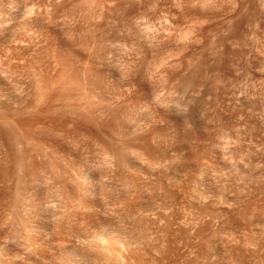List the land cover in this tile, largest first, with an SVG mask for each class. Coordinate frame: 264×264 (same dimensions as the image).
Segmentation results:
<instances>
[{"label": "rangeland", "instance_id": "1", "mask_svg": "<svg viewBox=\"0 0 264 264\" xmlns=\"http://www.w3.org/2000/svg\"><path fill=\"white\" fill-rule=\"evenodd\" d=\"M0 253L264 264V0H0Z\"/></svg>", "mask_w": 264, "mask_h": 264}, {"label": "bare ground", "instance_id": "2", "mask_svg": "<svg viewBox=\"0 0 264 264\" xmlns=\"http://www.w3.org/2000/svg\"><path fill=\"white\" fill-rule=\"evenodd\" d=\"M4 169H5V168H4ZM6 170H7V169H6ZM6 170H5V171H6ZM7 173H8V172H7ZM1 174H2V173H1ZM4 174H6V173H4ZM2 176H3V175H2ZM26 192H27V191H26ZM29 192H30V191H29ZM23 193H24V192H23ZM17 195H18V193H17ZM29 195H30V194H29ZM32 197H33V196H32ZM17 198H18V197H17ZM19 198H20V197H19ZM28 198H29V197H28ZM14 199H15V198H14ZM14 199H12V200H14ZM36 199H37V198H36ZM21 200H22V199H21ZM25 200H26V199H24V201H25ZM29 200H30V199H29ZM14 201H17V200L15 199ZM24 201H23V202H24ZM27 201H28V200H27ZM17 202H19V201H17ZM25 202H26V201H25ZM29 202H30V201H28V203H29ZM35 203H36V202H35ZM14 204H15V203H14ZM16 204H17V203H16ZM20 204H21V203H20ZM20 204H19V205H20ZM19 205H18V206H19ZM28 205H29V204H28ZM35 205H36V204H35ZM19 207L21 208V206H19ZM26 207H27V206H26ZM26 207H25V208H26ZM28 208H30V207H28ZM28 208H27V209H28ZM17 209H19V208L17 207ZM23 210H24V209H23ZM25 210H26V209H25ZM25 210H24V211H25ZM28 210H29V209H28ZM18 211H19V210H18ZM24 211H23V213H25L27 210H26L25 212H24ZM30 211H31V210H30ZM16 212H17V211H16ZM21 212H22V211H21ZM21 212H20V214H22ZM30 213H31V212H30ZM30 213H29V214H30ZM26 214H27V213H26ZM27 215H28V214H27ZM31 215H33V214H31ZM31 215H30V216H31ZM15 216H16V214H15ZM17 216H22V215H17ZM17 216H16V217H17ZM24 216H26V215L24 214ZM30 216H29V217H30ZM34 218H35V217H34ZM13 219H14V218H13ZM19 219H20V218H19ZM22 219H23V218H22ZM25 219H26V218H25ZM31 219H32V217H31ZM31 219H29V220L32 221ZM16 220H17V219H16ZM20 220H21V219H20ZM21 221H22V220H21ZM25 221H26V220H25ZM30 221H28V222L26 221V223L23 224V226L25 225V228H24V229L21 228V232H22L23 230H25V232L23 231L24 233H26V234L23 233L24 236L26 235V238H25V239H29V240L31 239V241H30L31 243L29 242L28 244H32V245H33L32 241H34L35 239L32 240V239H33L32 237H33L34 235H33L31 238H28V237H27V232H29V230L31 231V229H30V225H28V224H31V226L33 225V223H30ZM13 222H14V221H13ZM13 222H12V223H13ZM23 222H24V221H22V223H23ZM33 222H34V221H33ZM22 223L20 224L21 226H22ZM13 224H14V223H13ZM16 224H17V223H16ZM18 225H19V224H18ZM18 225H17V226H18ZM13 226H14V225H12V227H13ZM21 226H19V228H20ZM28 227H29V228H28ZM13 228H14V227H13ZM13 228H12V230H13ZM19 228H18V229H19ZM31 228H34V229H35V227H31ZM27 229H29V230H27ZM34 229H33V230H34ZM12 230H11V231H12ZM33 230H32V231H33ZM35 230H37V229H35ZM39 230H40V229H39ZM2 231H3V230H2ZM15 231H16V229H15ZM37 231H38V230H37ZM7 232H8V231H7ZM18 232H19V231H18ZM18 232H16V233H18ZM2 233H3V232H2ZM29 233H30V232H29ZM33 233H34V232H33ZM12 234H14V233H12ZM31 234H32V233H31ZM31 234H30V235H31ZM10 235H11V234H10ZM14 235H15V234H14ZM35 235H36V234H35ZM24 236H22V238H24ZM3 237H4V236H3ZM15 237H16V235H15ZM17 237H18V236H17ZM101 237H102V238L99 237L100 239H98V242L100 243V246L102 245V247L108 248L109 245L111 244L110 247H109V248H111L112 243H113V242H112V239L110 238V239H111V243L108 244L109 242H108L107 238H104L105 236H101ZM8 238H9V237H8ZM20 238H21V236H20ZM20 238H19V240H20ZM97 238H98V237H97ZM108 238H109V237H108ZM5 239H7V237H6ZM5 239H4V240H5ZM10 239H11V238H10ZM25 239H24V241H23L24 243H26V242H25ZM37 239H39V238H37ZM41 239H42V238H41ZM105 239H106V240H105ZM116 239H117V238H116ZM29 240H27V241H29ZM118 240H119V239H118ZM36 241H37V240H36ZM36 241H34V242L36 243ZM41 241H43V239H42ZM106 241H107L108 243H107ZM114 241H115V238H114ZM3 242H4V241H3ZM6 242H7V241H6ZM8 242H9V241H8ZM10 242H12V241L10 240ZM21 242H22V241H21ZM54 242H55V241H54ZM54 242H53V243H54ZM96 242H97V241H96ZM118 242H119V241H117V243H118ZM12 243H13V242H12ZM39 243H40V242H39ZM99 243H98V244L95 243V244H97V245L99 246ZM6 244H7V243H6ZM20 244H21V243H20ZM22 244H23V243H22ZM22 244H21V245H22ZM26 244H27V243H26ZM26 244H25V245H26ZM54 244L56 245V243H54ZM115 244H116V243H115ZM115 244H113V245L115 246ZM17 245H18V242H17ZM21 245H20V246H21ZM40 245H42V244H40ZM97 245H96V246H97ZM118 245H120V243H119ZM23 246H24V245H23ZM29 246H30V245H28V247H29ZM34 246H35L36 248L39 247V246H36V245H34ZM98 246H97V248H98ZM116 246H117V244H116ZM7 247H8V246H7ZM32 247H33V246H32ZM32 247H31V248H32ZM35 247H34V248H35ZM119 247H120V246H119ZM119 247H118V248H119ZM31 248H29V249H31ZM39 248H40V247H39ZM109 248H108V249H109ZM115 248L117 249V247H115ZM8 249H9V248H8ZM25 249H26V248H25ZM27 249H28V248H27ZM121 249H122V248H121ZM1 250H2V249H1ZM31 250H32V249H31ZM35 250H36V249H35ZM59 250H60V249H59ZM2 251H3V250H2ZM23 251H24V250H23ZM36 251H37V250H36ZM38 251H39V250H38ZM120 251H121V250H120ZM16 252H17V251H16ZM24 252H26V251H24ZM30 252H31V251H30ZM41 252H42V251H41ZM116 252L119 253V251H117V250H116ZM1 253H2V252H1ZM1 253H0V254H1ZM20 253H21V252H20ZM20 253H18V254H20ZM22 253H23V252H22ZM33 253H34V249H33ZM35 253H36V252H35ZM35 253H34V254H35ZM43 253H44V252H43ZM43 253H42V254H43ZM97 253H101V252H100V248H99V250H98ZM109 253H110V252H108L107 254H109ZM118 253H117V254H118ZM120 253H121V252H120ZM4 254H5V252H4ZM18 254H17V255H18ZM24 254H25V253H24ZM30 254H31V253H30ZM114 254H115V253H114ZM114 254H113V255H114ZM117 254H116V255H117ZM2 255H3V254H2ZM10 255H11V254H10ZM17 255H15V256H17ZM32 255H33V254H32ZM5 256H6V255H5ZM5 256H1V257H5ZM19 256H21V255H19ZM106 256H107V255H106ZM119 256H120V254H119ZM119 256H117V257H119ZM1 257H0V258H1ZM12 257H13V256H12ZM21 257H22V256H21ZM107 257H109V256H107ZM110 257H111V256H110ZM110 257H109V258H110ZM112 257H113V256H112ZM18 258H19V257H18ZM25 258H26V257H25ZM25 258H24V259H25ZM114 258H115V257H114ZM119 258H120V257H119ZM3 259H4V258H3ZM22 259H23V258H22ZM115 259H117V258H115ZM7 260H8V259H7ZM25 260H27V259H25ZM106 260H107V259H106ZM108 260H113V261H114L113 258H112V259H108ZM117 260H118V259H117ZM4 261H5V260H4ZM4 261H3V262H4ZM17 261H18V260H17ZM31 261H33V260H31ZM118 261H119V260H118ZM120 261H121V260H120ZM3 262H1V264H2ZM20 262H21V261H20ZM26 262H27V261H26ZM104 262H107V261H104ZM108 262H110V261H108ZM36 263H37V262H36ZM36 263H35V264H36ZM100 263H101V262H100ZM102 263H103V262H102ZM17 264H18V262H17ZM33 264H34V263H33ZM98 264H99V263H98ZM114 264H115V263H114ZM117 264H118V263H117ZM122 264H123V263H122Z\"/></svg>", "mask_w": 264, "mask_h": 264}]
</instances>
